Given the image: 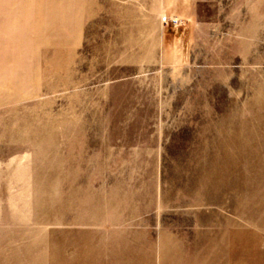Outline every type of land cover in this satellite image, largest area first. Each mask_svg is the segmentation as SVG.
I'll return each mask as SVG.
<instances>
[{
  "label": "rangeland",
  "instance_id": "obj_1",
  "mask_svg": "<svg viewBox=\"0 0 264 264\" xmlns=\"http://www.w3.org/2000/svg\"><path fill=\"white\" fill-rule=\"evenodd\" d=\"M0 264H264V0H0Z\"/></svg>",
  "mask_w": 264,
  "mask_h": 264
}]
</instances>
